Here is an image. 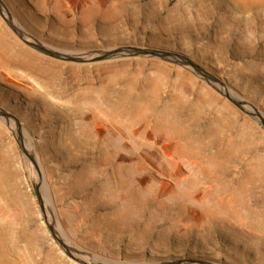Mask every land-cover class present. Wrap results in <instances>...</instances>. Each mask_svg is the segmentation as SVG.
I'll return each mask as SVG.
<instances>
[{"label":"rangeland","instance_id":"obj_1","mask_svg":"<svg viewBox=\"0 0 264 264\" xmlns=\"http://www.w3.org/2000/svg\"><path fill=\"white\" fill-rule=\"evenodd\" d=\"M2 1L22 29L56 49L136 45L183 53L264 115V0ZM0 28L8 41L45 59L57 84L120 102L113 122L96 119L91 126L112 130L118 121L123 134L102 140L108 149L82 159L50 147L57 137L41 142L48 127L31 90L36 77L6 80L0 71V107L22 126L27 119L29 132L40 131L31 136L32 152L63 239L121 262L264 264V128L257 121L175 63L149 57L63 62L25 44L1 16ZM47 96L73 112L86 107L70 95ZM3 156L9 200L0 222L14 250L0 264H78L52 237L27 160L1 123L0 166Z\"/></svg>","mask_w":264,"mask_h":264},{"label":"bare ground","instance_id":"obj_2","mask_svg":"<svg viewBox=\"0 0 264 264\" xmlns=\"http://www.w3.org/2000/svg\"><path fill=\"white\" fill-rule=\"evenodd\" d=\"M243 7H245V6H243ZM5 30H7V29H5ZM8 35H10V34H8ZM263 36H264V34H263ZM54 49H56V48H54ZM0 51L4 52V55H5V57H2L0 59V69H1L0 71L2 72V75H4L6 77V80H12L14 77L15 78L17 77L21 80L32 82L28 79L30 76L27 78V75H33L34 77H36L35 81H36L37 86H35L33 84L31 86V90L33 91V94L35 95V98L43 104L42 107L44 108V110H45L44 112L46 113V117H45V120L43 122H44V126L48 127V129L45 131V135L43 136V139L41 140L42 143H44L45 145L48 142L52 143V141L48 139V136L49 137L50 136L57 137V142H54L53 144H51L50 147H53V148L59 147V149H60L59 152L62 151L65 153H71L70 151L72 150L73 156H78V157H81L82 159H85V158L91 156V154H90V156H88L87 154L91 153V151H93V150H99L100 151L103 149H108L106 147V144L103 143L104 141L102 142V140L109 139V137L112 135H116L117 139L119 137H121V135L123 134V131H122L121 125L119 124L118 121H115L113 123L112 130H110V128L106 127L107 129L102 128V130L100 129L101 130L100 131L97 128H95L94 126H91L92 122H94V120H96V119H98L102 123H104L105 121L113 122L110 119L114 118V116L119 113L118 108H119L120 102L119 103L116 102L113 104L110 102V98L107 96V94H105L103 92H101L100 94H97V93H95L94 90H90V89H87L86 91L83 89H80V88L78 89V86L76 84H71L69 86H63V84L61 86V85L57 84L55 82V78H56L55 75H52L54 72L49 69L50 67L47 66L48 63L44 61L45 59L43 60V58L41 56L33 53L32 51L18 47L14 42L8 41L7 37H6V32L1 28H0ZM49 57L52 59H55V60H59V61H63V62L64 61L69 62L67 60H61L58 58H54L52 56H49ZM70 62L71 63H80V62H73V61H70ZM240 67H241V65H240ZM16 68H22L27 72L24 73L23 75L18 74L14 70ZM41 72H44L46 74H50V76H48V75L47 76H41ZM40 78H42V80H40ZM42 83H44L46 85L45 88H43ZM64 85H65V83H64ZM39 88H43L44 91L39 90ZM47 94L51 97L52 96L53 97H57V96L63 97L66 95H70V97H72L73 99H76L78 101H82L83 105H86V107H85V109H82V111H80L78 113L73 112L70 108L65 109L66 106L62 103H59L56 101H50ZM248 104L253 106V104H251L249 102H248ZM55 119L60 120L61 123L58 125H52V121ZM74 119H75V121H74ZM76 119H78L77 122H76ZM24 121H25L26 125L22 126L19 123L20 124V131L17 133V135L20 138L21 143L24 146H26V148L29 151L32 152V151L36 150V145L34 144V141H33L31 136L33 134H39L40 135V131L29 132L27 130L28 120L25 119ZM6 122H8V124ZM1 123L2 124L4 123L7 127V129L10 130V133L11 132L13 133V124H12L13 119L12 118L3 120L0 117V126H1ZM13 135L15 137L14 133H13ZM89 144H91L92 146ZM108 147H109V145H108ZM118 162H120V161H118ZM1 163L3 166L2 165L0 166V215H2L5 212L6 205H8L7 200H9V168L6 164L7 160H6L5 156L2 157ZM91 164L92 163H90V164L83 163L81 165V167H88ZM35 165L32 166V174H33L35 179H41V194H42L44 200H47V191L45 189L42 176L39 172V169H38V166L36 163H35ZM93 169H92V171H93ZM86 170H87V168H86ZM1 200H3V201H1ZM0 221H1V218H0ZM8 230L9 229L6 226H4L3 224H1V222H0V249H1L0 250V257H2L3 260H6L5 258H7V256H5V255L10 254L14 250V241L10 238V235H9L10 233L8 232ZM20 235H21V233H20ZM28 245H29V243H28ZM22 247H23V245H22ZM31 254H33V253H31ZM24 255H25V253H24ZM25 257H26V255H25ZM27 258H28V256H27ZM27 258H26V260L29 259V258L28 259ZM23 259H25V258H23ZM39 260H41V259H39Z\"/></svg>","mask_w":264,"mask_h":264},{"label":"water","instance_id":"obj_3","mask_svg":"<svg viewBox=\"0 0 264 264\" xmlns=\"http://www.w3.org/2000/svg\"><path fill=\"white\" fill-rule=\"evenodd\" d=\"M0 16L8 25V27L15 33V35L19 39H21L25 44L45 55L52 56L61 60L73 62H95L123 57H149L158 58L180 65L188 69L191 73L199 77L201 80L205 81L208 85L214 88L221 95L225 96L242 112L253 118L264 128V115H262L254 106L249 105L247 101L241 99L232 91H230L221 79H219L217 76L203 68L201 65L194 62L192 59H190L183 53L168 49L136 45H122L103 50L84 51L81 53L54 49L48 45L39 42L37 39L27 33L24 29H22L13 19V16L11 15L2 0H0ZM0 117L3 120L10 118L13 119V133L15 134V139L19 145L22 154L27 160L30 174L32 176L34 193L36 195L42 217L54 240L64 251V253L73 261L78 264H218L215 262L195 258H177L156 263L121 262L111 259L107 256L98 253H93L85 249H79L70 245L65 239L60 236L59 232L55 228V225L53 223L52 209L49 203L43 199L41 194V179H35L32 174V166L35 165V163L37 164V161L33 153L21 143L20 138L17 135V133L20 131V124L17 118L1 107ZM6 123L8 124V122Z\"/></svg>","mask_w":264,"mask_h":264}]
</instances>
